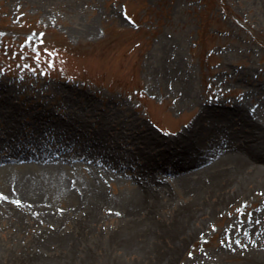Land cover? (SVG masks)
Listing matches in <instances>:
<instances>
[{
    "label": "rangeland",
    "instance_id": "1",
    "mask_svg": "<svg viewBox=\"0 0 264 264\" xmlns=\"http://www.w3.org/2000/svg\"><path fill=\"white\" fill-rule=\"evenodd\" d=\"M176 61L194 100L238 98L247 107L257 104L264 110V90L259 88L264 85V0H0V69L5 70L0 73V102L12 111H57L72 101L78 110L71 89L80 101L93 103L92 112L106 108L116 120L131 119L168 139L198 112L192 98L174 103L182 79L163 75ZM55 87L67 94L55 93ZM2 127L21 136L35 131L27 115L12 123L0 115ZM87 128L99 131L97 124ZM42 140L51 145L46 136ZM105 187L114 193L126 186L112 181ZM174 190L158 211L161 227H168L189 200ZM216 197L207 194L205 207L212 209ZM69 203L63 198L55 206ZM255 204L225 206L213 217L205 210L171 264H243L242 247L225 238L222 227L236 218L239 229ZM116 219L99 222L89 237L107 241ZM11 224L6 217L0 220V264H28L30 253L41 248L35 231ZM92 255L88 264H154L121 250L104 257L102 246Z\"/></svg>",
    "mask_w": 264,
    "mask_h": 264
},
{
    "label": "bare ground",
    "instance_id": "2",
    "mask_svg": "<svg viewBox=\"0 0 264 264\" xmlns=\"http://www.w3.org/2000/svg\"><path fill=\"white\" fill-rule=\"evenodd\" d=\"M182 70L176 61L163 76L182 79L175 105L192 98L198 112L168 139L131 119L118 121L106 108L92 112L93 103L80 101L71 89L79 111L72 101L57 111L41 107L21 114L0 102L6 122L27 115L35 127L24 136L0 128V220L35 231L41 248L30 253L28 264H88L100 246L104 257L121 250L171 264L195 234V218L209 209L203 204L209 193L217 196L211 217L225 206L257 203L239 229L237 219L229 218L222 230L242 247L243 264H264V110L238 98L196 101ZM53 91L67 94L62 87ZM90 123L99 131L88 130ZM112 181L126 187L109 193L105 185ZM174 188L189 200L168 227H161L157 214ZM63 198L70 203L56 207ZM108 217L117 218L116 230L101 244L89 236Z\"/></svg>",
    "mask_w": 264,
    "mask_h": 264
},
{
    "label": "snow or ice",
    "instance_id": "3",
    "mask_svg": "<svg viewBox=\"0 0 264 264\" xmlns=\"http://www.w3.org/2000/svg\"><path fill=\"white\" fill-rule=\"evenodd\" d=\"M45 52L48 51V49H44ZM50 66H54L53 62L52 61H49L48 62ZM5 70L4 69H0V73L4 72ZM43 74V73H42Z\"/></svg>",
    "mask_w": 264,
    "mask_h": 264
}]
</instances>
